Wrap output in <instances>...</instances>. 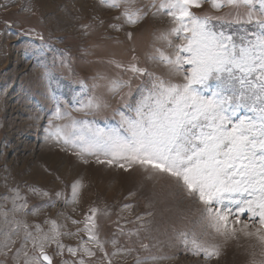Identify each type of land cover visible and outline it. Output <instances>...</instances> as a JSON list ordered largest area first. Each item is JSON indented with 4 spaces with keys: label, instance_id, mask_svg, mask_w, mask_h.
Instances as JSON below:
<instances>
[{
    "label": "rangeland",
    "instance_id": "rangeland-1",
    "mask_svg": "<svg viewBox=\"0 0 264 264\" xmlns=\"http://www.w3.org/2000/svg\"><path fill=\"white\" fill-rule=\"evenodd\" d=\"M153 3L159 0H136L147 15L132 25L122 15L125 5L110 8L101 0H0V264H24L39 256L33 238L53 235L52 221L60 233L55 242H44L52 264H264V247L254 236L225 239L200 225L203 206L167 174L79 154V148L53 135L71 120L88 121L104 132L121 128L118 113L132 115L125 101L134 103L147 73L168 75L149 57L157 49L171 52L160 36L172 27V18L153 15ZM191 11L223 16L230 9L216 12L205 3ZM214 23L229 32L256 31L254 24ZM133 63L146 69L144 76L126 71ZM110 80L130 81L131 96L128 88L109 91ZM89 97L101 106L74 110L77 101ZM58 106L70 117L56 119ZM121 134L126 135L122 128ZM93 209V232L103 250L85 231ZM181 232L189 241L195 233L219 255H194Z\"/></svg>",
    "mask_w": 264,
    "mask_h": 264
},
{
    "label": "snow or ice",
    "instance_id": "snow-or-ice-1",
    "mask_svg": "<svg viewBox=\"0 0 264 264\" xmlns=\"http://www.w3.org/2000/svg\"><path fill=\"white\" fill-rule=\"evenodd\" d=\"M101 3L110 8L125 5L122 15L128 24L135 25L147 15L144 8L135 6L136 0ZM205 3L216 12L224 8L230 11L223 16L191 11ZM151 7L156 9L153 15L172 18V27L160 36L171 52L157 49V54L149 57L166 67L168 75L148 72V82L139 88L134 103L125 101L132 115L118 114L126 135L121 134V128L104 132L92 128L88 121L76 120L57 127L53 135L57 141L79 148V154L103 155L110 158L109 164L124 161L129 167L139 165L145 172L167 174L203 206L198 223L206 230L225 239L238 233L254 236L264 247V0H159ZM214 21L254 24L256 31L229 32ZM126 71L138 76L146 73L135 63ZM177 76L179 81L174 79ZM107 87L111 92L128 88V95L132 94L130 81L110 80ZM77 103L80 107L75 111L101 106L94 97ZM55 117L64 119L70 113L61 112L58 106ZM125 163L119 167L124 168ZM77 190L78 184H74V199ZM95 212L93 209L92 217L87 218L91 228L86 224L85 231L89 241H96L103 250L93 232ZM51 224L53 235L33 238L34 246L39 242V256L26 259L24 264H52L44 252V242H55L60 233L55 221ZM36 227L40 231L39 225ZM179 235L186 246L191 243L194 255H219L216 247L205 246L195 233L191 241L187 232ZM68 251L75 254V249ZM85 252L94 254L87 248ZM138 264L147 262L138 260Z\"/></svg>",
    "mask_w": 264,
    "mask_h": 264
},
{
    "label": "water",
    "instance_id": "water-1",
    "mask_svg": "<svg viewBox=\"0 0 264 264\" xmlns=\"http://www.w3.org/2000/svg\"><path fill=\"white\" fill-rule=\"evenodd\" d=\"M47 255V254H46Z\"/></svg>",
    "mask_w": 264,
    "mask_h": 264
}]
</instances>
